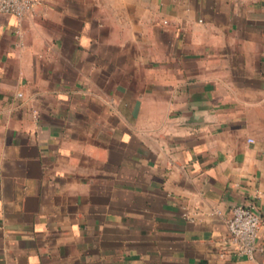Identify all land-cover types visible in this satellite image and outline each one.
<instances>
[{
    "label": "crops",
    "instance_id": "obj_1",
    "mask_svg": "<svg viewBox=\"0 0 264 264\" xmlns=\"http://www.w3.org/2000/svg\"><path fill=\"white\" fill-rule=\"evenodd\" d=\"M238 205L264 245V0L0 14V264H263Z\"/></svg>",
    "mask_w": 264,
    "mask_h": 264
},
{
    "label": "built area",
    "instance_id": "obj_2",
    "mask_svg": "<svg viewBox=\"0 0 264 264\" xmlns=\"http://www.w3.org/2000/svg\"><path fill=\"white\" fill-rule=\"evenodd\" d=\"M36 0H0V14H10L23 19L30 13ZM261 217L253 205L234 207L227 223V235L223 241L224 255L238 258L256 259L264 264V245L259 243Z\"/></svg>",
    "mask_w": 264,
    "mask_h": 264
},
{
    "label": "water",
    "instance_id": "obj_3",
    "mask_svg": "<svg viewBox=\"0 0 264 264\" xmlns=\"http://www.w3.org/2000/svg\"><path fill=\"white\" fill-rule=\"evenodd\" d=\"M190 122H191V120H190Z\"/></svg>",
    "mask_w": 264,
    "mask_h": 264
}]
</instances>
